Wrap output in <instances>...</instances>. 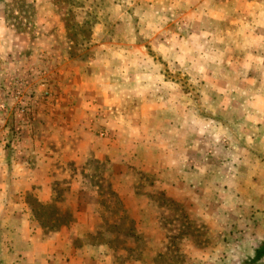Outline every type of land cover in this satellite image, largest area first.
Returning <instances> with one entry per match:
<instances>
[{
    "label": "rangeland",
    "instance_id": "obj_1",
    "mask_svg": "<svg viewBox=\"0 0 264 264\" xmlns=\"http://www.w3.org/2000/svg\"><path fill=\"white\" fill-rule=\"evenodd\" d=\"M207 155L224 176L240 174L242 189L252 188L249 176L260 180L250 190L258 208L239 227H254L248 235L259 246L264 0H0L3 198L13 207L24 200L30 211L50 182L46 204L55 202L63 217L53 223L51 210L38 209L39 217L64 226L41 228L30 211L44 237L77 219L78 198L96 208L98 227L73 247L89 244L96 258L131 264L154 235L138 228L156 220L162 254L155 264H201L196 254L215 245L199 210L188 212L163 190L199 192ZM29 170L40 186L15 192L28 188ZM189 174L193 181L178 178ZM248 247L256 245L231 246L240 255ZM243 254L227 264H264Z\"/></svg>",
    "mask_w": 264,
    "mask_h": 264
},
{
    "label": "crops",
    "instance_id": "obj_2",
    "mask_svg": "<svg viewBox=\"0 0 264 264\" xmlns=\"http://www.w3.org/2000/svg\"><path fill=\"white\" fill-rule=\"evenodd\" d=\"M214 155L216 156L217 154L214 153ZM217 157L216 160L220 159L219 156ZM246 160L250 161L247 157ZM206 161L208 163L203 168L204 173L201 172L200 176L199 192L189 187H184V189L176 188L175 191L170 189L163 191L170 198L173 197V199L186 205L188 212L196 213L199 210V222L206 229L207 236L211 238V245H215L210 250H199L196 254L201 259V264H227L229 261H240L244 257L243 253H247L249 258H252L260 239L248 235L249 228L255 229L254 227L250 225L245 228L239 227L245 216L248 215L251 218L253 209L258 208L255 200H253L254 198H251L254 195L250 193V190H256L255 183L260 180L255 177L251 178L248 174L249 181L252 182V188L249 184V188L242 189L240 174L235 173L224 176L222 174L223 170L221 172V168L214 161V158L212 159L211 156H208ZM202 163L204 164V162ZM161 174L164 173L162 172ZM187 175L178 178L193 181L192 175ZM245 176L247 177V175ZM36 178L35 170H29L27 178L28 188L22 190L14 184L15 192L29 191L32 188L36 192L35 187L38 188L40 186V183L36 182ZM2 179L0 178V250L3 251L0 252V264H114L107 256L103 255V257L96 258L92 249L94 247L89 244L81 248L73 247L70 244L72 240L83 239L86 234L97 229L98 224L93 221L94 218L97 219L96 208L92 210V208H89L88 202L76 198V206H72L71 209L77 219L72 221L67 228L60 229L52 236L44 237L42 230L37 226L36 222L32 221L30 211L24 200L18 199L19 202H14L13 207L7 199L3 198L5 197L4 193L9 192V189H5V184L2 185ZM54 180L58 181L57 174H51L50 181ZM19 183H21V179H19ZM174 185L176 187L175 183ZM186 185L188 186V184ZM47 186H49V189L47 187L44 190V193L46 192L45 200L40 197L41 191L38 190L37 198L41 203L50 202L52 199L51 183L49 182ZM170 186H173V181L170 182ZM71 190L73 191L74 188H70ZM196 195L200 198L199 204L197 201L194 204L193 200ZM129 196L131 197L130 194L126 195V197ZM251 199L253 202H251ZM144 207L146 208L147 206H140L138 214L142 210L146 211ZM128 213L129 209L127 208L126 214ZM241 216H243L242 219ZM138 229H150L156 237L154 235L145 236L148 240L147 244L151 245V249L141 259L132 261L131 264H155V257L162 254L160 250L162 245L160 242L161 238L157 235L160 231V226L155 220ZM234 230H238L239 234H235ZM184 240L187 241V239ZM62 241L68 243V245L60 247V242ZM166 243L167 241H165ZM182 244L184 243L182 242ZM252 244L256 245L253 252L248 247V252H243L242 255L231 248V246L234 247L235 245L240 248V246H251ZM58 246L61 249H58Z\"/></svg>",
    "mask_w": 264,
    "mask_h": 264
},
{
    "label": "trees",
    "instance_id": "obj_3",
    "mask_svg": "<svg viewBox=\"0 0 264 264\" xmlns=\"http://www.w3.org/2000/svg\"><path fill=\"white\" fill-rule=\"evenodd\" d=\"M32 202L33 203L28 202V205L30 206V211L32 213V217L40 225L41 228H44L46 230H56V228H58L57 226H60V227L64 226V223H63V225H60V223L59 224L58 223L49 224V223H47V221H43L39 217L38 209H43V210H45V212L46 211L48 212V211L51 210V212H53V215H54L53 223L58 222L60 220V218L63 217V214H60L62 212H60L61 210H60V208L57 206V204L55 202L54 203H49V204L45 203V205L43 203H41L40 201H38L37 199L32 200ZM65 212H66V215H71L70 212H67V211H65ZM263 257H264V241H262L260 243V245L255 248L254 255L251 258V261L252 262H258Z\"/></svg>",
    "mask_w": 264,
    "mask_h": 264
}]
</instances>
